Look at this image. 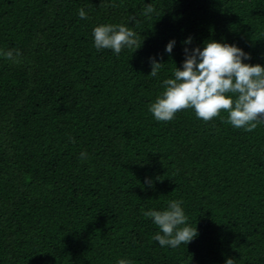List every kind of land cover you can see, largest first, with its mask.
Returning a JSON list of instances; mask_svg holds the SVG:
<instances>
[{"label": "trees", "instance_id": "obj_1", "mask_svg": "<svg viewBox=\"0 0 264 264\" xmlns=\"http://www.w3.org/2000/svg\"><path fill=\"white\" fill-rule=\"evenodd\" d=\"M108 24L140 48L97 49ZM211 40L264 66V0H0V264H264V119L149 111ZM173 200L198 235L161 247L143 213Z\"/></svg>", "mask_w": 264, "mask_h": 264}, {"label": "clouds", "instance_id": "obj_2", "mask_svg": "<svg viewBox=\"0 0 264 264\" xmlns=\"http://www.w3.org/2000/svg\"><path fill=\"white\" fill-rule=\"evenodd\" d=\"M155 9L149 5L143 15L148 16ZM80 19H86L83 8L78 12ZM94 46L97 49H111L119 55L123 48H138L136 33L125 25H99L93 30ZM191 38L185 43H190ZM175 41L168 43L166 51L171 53ZM15 53V55H14ZM186 59L182 69L174 70V78L165 79L164 91L149 106L157 121L168 122L178 112L193 109L198 119L209 122L226 112L227 123L236 129L252 132L258 122L264 119V66L245 63L250 56L241 48L218 41H207L201 50L185 49ZM0 55L15 63L20 53L15 50H0ZM162 63L152 61L150 76H157ZM81 159L86 158L82 152ZM182 201L173 200L166 210H149L143 214L152 218L159 231L153 237L161 247L176 248L188 245L197 235V228L187 223V216L181 207ZM118 264H130L120 259ZM226 264H234L229 258Z\"/></svg>", "mask_w": 264, "mask_h": 264}]
</instances>
